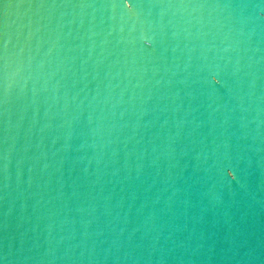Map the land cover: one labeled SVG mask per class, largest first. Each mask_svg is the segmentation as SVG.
<instances>
[{
    "label": "water",
    "instance_id": "1",
    "mask_svg": "<svg viewBox=\"0 0 264 264\" xmlns=\"http://www.w3.org/2000/svg\"><path fill=\"white\" fill-rule=\"evenodd\" d=\"M0 264H264V0H0Z\"/></svg>",
    "mask_w": 264,
    "mask_h": 264
}]
</instances>
